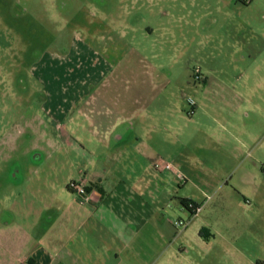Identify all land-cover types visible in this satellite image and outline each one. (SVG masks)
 I'll use <instances>...</instances> for the list:
<instances>
[{
  "label": "rangeland",
  "instance_id": "374dc122",
  "mask_svg": "<svg viewBox=\"0 0 264 264\" xmlns=\"http://www.w3.org/2000/svg\"><path fill=\"white\" fill-rule=\"evenodd\" d=\"M238 2L0 0V201L7 190L49 203L55 191L66 188L67 177L80 163L79 155L59 139L51 124V94L61 99L90 95L97 105L105 93L124 94L137 86L147 89L142 82L152 77L164 81L157 85L162 106L174 110L180 103L187 117L182 123L194 131L195 122L188 120L194 116L189 99L196 102L198 88L203 87L195 70L201 69L204 76L211 70L215 45L205 34L220 31L211 17L233 16L232 23L242 19L255 23L264 12L261 0ZM213 70L225 73L231 90L264 91L258 81L241 78L243 69ZM105 74L124 81L107 84ZM217 90L215 86L213 91ZM64 129L80 144L98 140L84 126L76 132ZM256 132L262 133L257 129L253 135ZM196 141L203 147L194 146L191 138L186 144L174 141L171 150L179 153L178 159L169 163L182 188L176 201L184 196L198 202L195 223L212 226L205 228L210 233L205 241L211 243L187 246L194 263L264 264V207L247 195L253 200L249 206L232 190L239 181L214 163L215 155L221 159L225 153L221 145L215 148L204 135ZM173 205L171 220L185 222L176 225L183 229L190 224V212L179 203Z\"/></svg>",
  "mask_w": 264,
  "mask_h": 264
},
{
  "label": "crops",
  "instance_id": "0c3cea01",
  "mask_svg": "<svg viewBox=\"0 0 264 264\" xmlns=\"http://www.w3.org/2000/svg\"><path fill=\"white\" fill-rule=\"evenodd\" d=\"M256 1L240 0L246 5ZM259 16L255 23L243 19L232 23L233 16L211 17L220 31L205 34L215 50L211 70L202 74L203 87L198 88L190 114L194 116L188 119L195 122L194 131L182 123L187 117L180 103L174 110L162 106L157 85L164 81L152 77L142 82L147 89L137 86L124 94L105 93L97 105L90 95L61 99L51 94V124L59 139L79 155L80 163L67 177L66 188L55 191L49 203L27 199L26 193L2 191L0 264H195L187 246L211 243L205 241L210 225L195 223L198 215L183 204V199L192 198L176 201L182 188L169 163L178 159L179 153L171 150L173 143L186 144L191 138L202 148L196 141L202 135L215 148L225 149L221 159L215 155L214 163L239 181L232 190L249 206L253 200L247 195L264 207V91L231 90L225 73L213 70L240 68L241 78L264 87V12ZM106 76L107 84L124 81ZM67 126L75 132L84 126L98 140L80 144L64 129ZM257 129L262 133L253 135ZM77 177L88 182L92 195L88 204L80 203L68 189V182ZM174 203L190 212V224L183 229L171 220Z\"/></svg>",
  "mask_w": 264,
  "mask_h": 264
},
{
  "label": "built area",
  "instance_id": "2783aa9c",
  "mask_svg": "<svg viewBox=\"0 0 264 264\" xmlns=\"http://www.w3.org/2000/svg\"><path fill=\"white\" fill-rule=\"evenodd\" d=\"M195 78L196 80L201 81L203 76L201 73V69H196L195 70ZM189 103L191 105V109H190V114H192L194 112V107L196 105V102L193 99H189ZM68 189L76 196V198L78 199V201L82 204H88L91 202L92 200V195H91V191L89 190V185L88 182L86 180V178L84 177H77V178H72L69 182H68ZM190 206L193 207L195 210V212L193 214H197L200 211L199 206L197 205H193V203H190ZM175 225H185V222L179 220V221H175L174 222Z\"/></svg>",
  "mask_w": 264,
  "mask_h": 264
},
{
  "label": "trees",
  "instance_id": "16d2710c",
  "mask_svg": "<svg viewBox=\"0 0 264 264\" xmlns=\"http://www.w3.org/2000/svg\"><path fill=\"white\" fill-rule=\"evenodd\" d=\"M190 203H193V205L197 206V204L195 202H192L191 200H185L183 199V204L186 206V208H188L192 213H194V208L190 206Z\"/></svg>",
  "mask_w": 264,
  "mask_h": 264
}]
</instances>
